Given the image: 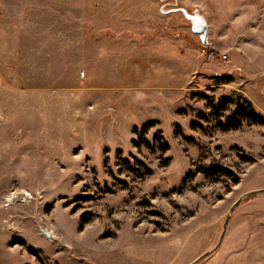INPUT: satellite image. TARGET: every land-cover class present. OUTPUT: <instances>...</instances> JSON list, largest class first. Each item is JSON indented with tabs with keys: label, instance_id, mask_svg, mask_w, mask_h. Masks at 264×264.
<instances>
[{
	"label": "rangeland",
	"instance_id": "1",
	"mask_svg": "<svg viewBox=\"0 0 264 264\" xmlns=\"http://www.w3.org/2000/svg\"><path fill=\"white\" fill-rule=\"evenodd\" d=\"M247 102L264 0H0V264H221L264 218Z\"/></svg>",
	"mask_w": 264,
	"mask_h": 264
},
{
	"label": "crops",
	"instance_id": "2",
	"mask_svg": "<svg viewBox=\"0 0 264 264\" xmlns=\"http://www.w3.org/2000/svg\"><path fill=\"white\" fill-rule=\"evenodd\" d=\"M260 218L259 221H255L256 218L248 217L234 226L230 232H224V243L215 252L216 258L221 259V264H264V226L259 232L263 233L259 239L254 231L256 227L251 226L253 223L264 222V218Z\"/></svg>",
	"mask_w": 264,
	"mask_h": 264
},
{
	"label": "trees",
	"instance_id": "3",
	"mask_svg": "<svg viewBox=\"0 0 264 264\" xmlns=\"http://www.w3.org/2000/svg\"><path fill=\"white\" fill-rule=\"evenodd\" d=\"M228 101L227 99L225 100ZM247 105V109L243 110L242 108H238L237 113H235L233 116L226 118V123L219 122V128L222 132H227L231 130H236L242 127L243 123L246 121L247 125H259L264 127V118L259 116L255 113L252 106L247 102L245 103ZM201 127V126H200ZM137 133V131H135ZM158 149L159 151L165 153L168 150L167 144L163 141V139L158 136ZM143 145L147 148L150 147L149 142L144 140ZM136 147H139L140 144L136 143ZM149 173V170L147 171Z\"/></svg>",
	"mask_w": 264,
	"mask_h": 264
},
{
	"label": "water",
	"instance_id": "4",
	"mask_svg": "<svg viewBox=\"0 0 264 264\" xmlns=\"http://www.w3.org/2000/svg\"><path fill=\"white\" fill-rule=\"evenodd\" d=\"M193 19H194V21L196 22V26H194L193 30H194V31H197L198 33H202V34H203V37H204V39H205V37H206V35H207V28H206V25H202V24H200V19H199V18H193ZM196 27H200V29L196 30ZM203 43H206V41H203ZM261 192H264V190H257V191L249 192V193H247V194H245V195H246V196H249V195H252V194H254V193H261ZM240 202H241V199H238L235 203H233V205L230 207V212H232L233 209H234L237 205H239ZM229 217H230V215L228 214V215L226 216V219H225L224 223H223V230H224L225 227H226V224H227V222H228ZM208 254H209L208 252L202 254L201 256H199L198 258H196V259H195L192 263H190V264H194V263L199 262L201 259H203L204 257H206Z\"/></svg>",
	"mask_w": 264,
	"mask_h": 264
},
{
	"label": "bare ground",
	"instance_id": "5",
	"mask_svg": "<svg viewBox=\"0 0 264 264\" xmlns=\"http://www.w3.org/2000/svg\"><path fill=\"white\" fill-rule=\"evenodd\" d=\"M9 200H7V202H8Z\"/></svg>",
	"mask_w": 264,
	"mask_h": 264
}]
</instances>
